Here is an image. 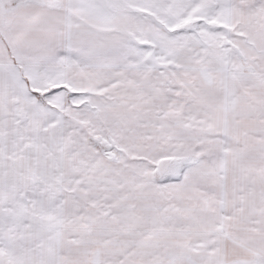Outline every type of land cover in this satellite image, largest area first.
Listing matches in <instances>:
<instances>
[{"label": "snow or ice", "instance_id": "6c2138e0", "mask_svg": "<svg viewBox=\"0 0 264 264\" xmlns=\"http://www.w3.org/2000/svg\"><path fill=\"white\" fill-rule=\"evenodd\" d=\"M0 264H264V0H0Z\"/></svg>", "mask_w": 264, "mask_h": 264}]
</instances>
